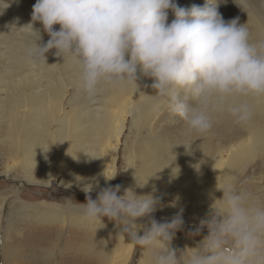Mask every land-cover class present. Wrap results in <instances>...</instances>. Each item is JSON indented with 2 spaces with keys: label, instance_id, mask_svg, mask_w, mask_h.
I'll list each match as a JSON object with an SVG mask.
<instances>
[{
  "label": "clouds",
  "instance_id": "9594fccd",
  "mask_svg": "<svg viewBox=\"0 0 264 264\" xmlns=\"http://www.w3.org/2000/svg\"><path fill=\"white\" fill-rule=\"evenodd\" d=\"M221 2L183 7L176 0H36L23 26L34 41L26 54L46 62L45 54L55 49L57 57L71 59L77 87L88 97L104 87L133 84L138 92L139 72L152 80L153 90L140 93L155 107L167 106L183 122L184 135L202 137L224 117L247 124L254 102L264 100V37L253 39L239 17L226 22L218 10ZM234 3L242 9L245 0ZM8 6L0 0V9ZM37 22L50 37L43 46L37 44L42 40ZM102 175L106 181L116 177ZM91 190V184L82 188L87 202L79 203L81 221L103 225L107 217L125 225L123 234L143 249L142 264H264V200L250 189L237 190L232 181L218 189L221 198L212 196L210 212L189 233L198 236L206 228L207 234L179 254L170 242L184 223L183 209L161 223L151 217L160 206L152 193L137 195L129 188L118 195L115 185L92 199Z\"/></svg>",
  "mask_w": 264,
  "mask_h": 264
},
{
  "label": "bare ground",
  "instance_id": "6f19581e",
  "mask_svg": "<svg viewBox=\"0 0 264 264\" xmlns=\"http://www.w3.org/2000/svg\"><path fill=\"white\" fill-rule=\"evenodd\" d=\"M193 1L176 0V3L187 7ZM244 6L250 8L247 1ZM249 17L247 26L253 39L264 37V17L252 9ZM172 19L169 13V22ZM44 37L41 43L46 44L50 37ZM55 51L47 52L46 58L56 62L59 59V66L63 64L65 68L74 66L71 59L63 60ZM25 56L18 59L20 64L29 60ZM48 75L38 82L45 90L31 94L28 85L13 77L7 80L0 76V95L5 94L0 97V164L4 167L0 174L11 177L21 172L25 181L46 188L61 179V186L74 193L91 184V192L98 194L105 187H114L118 155L129 118L136 127L138 143L129 151L131 188L137 195H157L160 208L172 218L183 209L184 223L199 226L211 210L212 196L222 197L218 189L226 181L234 182L239 190V179L256 159L261 160L264 173V100L254 102V114L247 124L236 125L227 117L221 118L204 136L190 135L193 149L182 151L170 148L159 137L140 136L166 106L155 107L147 100L143 92L153 94L152 80L140 76L139 72L138 92L135 84L124 89L104 87L108 93L103 95L101 108L93 109L92 101L87 106L76 95L67 99L68 80L57 79L52 72ZM102 173L116 174V177L106 181ZM263 178L264 175L260 180ZM137 183L146 185L141 188ZM258 185L251 183L245 189L264 200V187ZM19 192L12 194L17 197ZM7 202V195L0 196V226ZM16 203H21L18 212L31 210L29 216L24 215L31 217L30 221L54 224L48 233L37 234L34 239L35 254L38 251L43 255L41 264H129L133 258L136 246L123 234V224L107 217L102 218L103 225L84 223L79 208L70 204L66 207L47 202L22 204L21 198ZM142 233L141 230L139 234ZM198 244L192 239L175 237L170 242L174 250L181 249V252Z\"/></svg>",
  "mask_w": 264,
  "mask_h": 264
},
{
  "label": "rangeland",
  "instance_id": "374dc122",
  "mask_svg": "<svg viewBox=\"0 0 264 264\" xmlns=\"http://www.w3.org/2000/svg\"><path fill=\"white\" fill-rule=\"evenodd\" d=\"M245 1L248 2L250 8L254 12L264 17V0ZM5 2L9 6L0 9V76L6 77L7 80L13 77L16 81H21L23 85H28L27 90L31 94L34 91L42 92L45 90L44 85L38 82L49 77L48 73L52 72L53 76L57 79L68 80L70 86L67 91V99L76 95L81 103L87 106H90L89 103L92 101V109L101 108L103 95L108 93L107 90L102 88L94 97H88L77 87L79 74L75 65L72 68H65L62 63V65L59 66V59L58 62H56L55 59L46 58L45 62L43 57L35 62L31 61L29 58L24 64L18 62V59H21L22 56V59H25L27 48L34 44V41L23 26L30 22L33 5L36 3V0H5ZM235 2L238 4L240 3L237 0H235ZM204 3L205 0H195L192 2V5L203 6ZM190 6L191 5L187 7ZM250 8L244 6L241 9L240 6L234 3V0H222L218 10L226 22L239 17V24L247 23L248 25L251 21L249 17L251 13ZM34 27L41 29L42 39L44 40V36H47V34L43 32L42 26L37 22ZM54 27L56 30H59V25ZM39 43L41 44L40 46L43 45L41 40L40 42L37 41L38 45ZM8 72L10 74H8ZM4 96L5 94L0 95V97ZM113 111H115V108H113ZM129 120L126 123V129L122 138L121 149L117 161V177L114 186L120 185V192L118 195H122L125 189L131 188L128 165L129 151L136 148V145H138L137 141H135L137 135L136 127L133 120ZM149 124L148 131H141L140 136H149V138L152 136L159 137L173 149H180L182 151H191L193 149L194 144L193 140L189 138L190 135L186 136L183 134V122L172 115L167 106L164 107L156 116V119L153 121L151 120ZM216 142L217 141H215V143ZM192 156H194V154H192ZM251 165L248 166L241 180L239 179L240 182H238V185H240L238 189L246 188L251 183H258L259 187L261 185L264 187V178L260 180L264 175V173H262L261 160L256 159ZM3 170L4 167L0 164V171L2 172ZM25 180L21 172H15L14 176L11 177H7L3 173L0 174V196L5 197L7 195L8 198V204L2 214L0 226V264H41L42 261L40 258H43V255L38 251L35 254L34 246L36 245V241L34 239L37 234L41 235L48 233L51 226L54 225H43V223L37 224L30 221L31 217H25L24 215L29 216L31 210L18 212L17 209L21 205V203H16L18 198H21L22 204L47 202L48 204H60L62 206L64 204L65 207L70 204L74 208H80L79 203L83 204L87 202L86 194L82 191V187L77 189L76 193H74L71 190L64 189L66 187L61 186V179H59V181H54V183L47 188L29 183ZM19 190V194L16 195L17 198L12 193ZM255 192L257 191L255 190ZM262 194H264V192H262ZM88 195H90L92 199H96L97 197V194L94 192H90ZM155 196L157 197V195ZM70 198L71 201L68 202L67 200ZM151 217L161 223L166 221L170 222L172 219V217L163 212L160 206L151 214ZM145 221L147 220L145 219ZM196 227H198V225L183 223L181 229L176 231L174 237L192 239L200 242L207 234V229H202L201 234L198 236H190L189 233L195 231ZM41 230L43 232H41ZM17 231L23 232L22 238L18 236ZM141 235H143V233ZM179 252H181V249L177 251L178 254ZM142 253L143 249L136 246L133 258L129 264H139L143 258Z\"/></svg>",
  "mask_w": 264,
  "mask_h": 264
}]
</instances>
